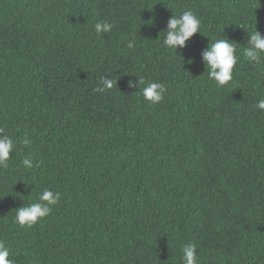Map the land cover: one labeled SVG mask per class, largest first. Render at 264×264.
Listing matches in <instances>:
<instances>
[{"label":"trees","instance_id":"obj_1","mask_svg":"<svg viewBox=\"0 0 264 264\" xmlns=\"http://www.w3.org/2000/svg\"><path fill=\"white\" fill-rule=\"evenodd\" d=\"M188 10L201 32L166 48L160 32ZM255 28L264 0H0V129L16 146L0 168V241L13 264H181L189 243L197 264H264V58L244 55ZM218 38L239 57L223 87L201 57ZM149 82L165 85L157 104ZM45 188L61 194L51 214L15 223Z\"/></svg>","mask_w":264,"mask_h":264},{"label":"clouds","instance_id":"obj_2","mask_svg":"<svg viewBox=\"0 0 264 264\" xmlns=\"http://www.w3.org/2000/svg\"><path fill=\"white\" fill-rule=\"evenodd\" d=\"M149 25L152 21L147 22ZM201 21L190 10L182 12L180 15H173L167 22V26L163 32V45L171 50L176 51L186 46L189 39L201 32ZM112 24L108 22H97L94 25L95 32L98 34L108 33L112 29ZM128 47H133V43L129 42ZM244 55L250 62L259 63L264 58V35L259 31L249 35L248 44L244 49ZM202 60L208 74V78L213 80L217 86L223 87L233 79V69L238 62L239 57L236 54V45L227 39H215L210 45L201 52ZM117 84V81L115 82ZM143 78L139 77L138 85H143ZM137 83L129 82V87H137ZM114 81L111 78L102 79V87L99 89H111ZM166 92L165 85L160 82H149L141 90L143 99L149 104H157L163 100ZM256 108L264 110V100L258 101ZM4 130L0 129V168L9 167V160L16 151L13 139L3 134ZM32 139L25 136L21 143L24 146H30ZM23 165L26 168L38 167L39 162L34 161L31 157H25ZM60 193L45 188L41 191L35 202L27 204L16 209L15 223L24 227H32L41 219L51 214L53 206L57 205L60 200ZM181 264H197L196 245L189 243L182 247ZM10 250L4 242L0 241V264H13L9 259Z\"/></svg>","mask_w":264,"mask_h":264}]
</instances>
